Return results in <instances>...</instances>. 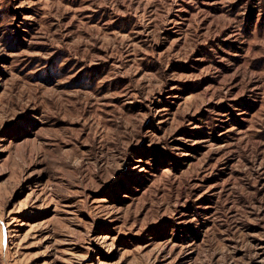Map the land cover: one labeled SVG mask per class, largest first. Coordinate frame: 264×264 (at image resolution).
Returning <instances> with one entry per match:
<instances>
[{
	"label": "rangeland",
	"instance_id": "obj_1",
	"mask_svg": "<svg viewBox=\"0 0 264 264\" xmlns=\"http://www.w3.org/2000/svg\"><path fill=\"white\" fill-rule=\"evenodd\" d=\"M0 264H264V0H0Z\"/></svg>",
	"mask_w": 264,
	"mask_h": 264
}]
</instances>
